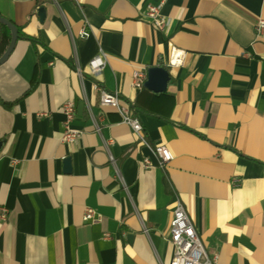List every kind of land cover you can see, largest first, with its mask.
I'll return each mask as SVG.
<instances>
[{"label": "crops", "instance_id": "crops-1", "mask_svg": "<svg viewBox=\"0 0 264 264\" xmlns=\"http://www.w3.org/2000/svg\"><path fill=\"white\" fill-rule=\"evenodd\" d=\"M162 1L0 0L19 36L0 65V264H169L178 203L216 264H264V35L254 31L264 0H165L167 34L144 16ZM175 51L179 67L169 65ZM98 57L103 69L91 75ZM150 67L168 72L165 91L133 86ZM95 85L170 151L164 169L98 105ZM66 102L83 132L71 145ZM85 209L101 221H84Z\"/></svg>", "mask_w": 264, "mask_h": 264}, {"label": "built area", "instance_id": "built-area-1", "mask_svg": "<svg viewBox=\"0 0 264 264\" xmlns=\"http://www.w3.org/2000/svg\"><path fill=\"white\" fill-rule=\"evenodd\" d=\"M165 0H163L159 5L153 6L149 5L145 11V18L149 21L152 27L164 34H167L170 26L169 19L165 18L161 14V8ZM255 34L257 36L264 35V19H260L254 27ZM90 36L89 31L86 27H83L78 33V38L83 40ZM184 59V53L181 51H175L172 54L169 65L171 67H179L182 65ZM104 66V59L98 57L89 63L91 75H97L102 71ZM133 86L135 88H141L146 80V71L137 70L132 75ZM95 91L98 94V105L103 108L114 109L121 118V122L128 125L135 137V141L138 145L146 146L150 149L152 154L158 159V166L164 169L167 164L173 160V155L170 151L163 146L152 147L147 141L143 127L138 119L131 117L130 109L120 103L119 96L116 92H108L104 90L101 86L95 85ZM62 115H63V132H62V142L71 145L76 143L83 135L81 130L73 129L71 124L75 116V106L72 102H66L62 105ZM91 115V114H90ZM91 120L94 123L95 131L99 132V127L97 126L96 120L91 115ZM109 142L105 144L107 147ZM109 161L113 164L115 168V174L120 179L118 169L115 162L111 156H109ZM142 166L146 169L151 167V163L148 159L142 161ZM7 219V211L5 208H0V221L4 222ZM83 219L86 222L95 224L101 221V217L97 215L92 209H85ZM169 238L173 246V256L169 264H216L218 260L217 255H209L193 225L189 221L187 213L183 206L178 203L176 208L172 213V217L169 223ZM104 240H109L110 235L104 234Z\"/></svg>", "mask_w": 264, "mask_h": 264}, {"label": "water", "instance_id": "water-1", "mask_svg": "<svg viewBox=\"0 0 264 264\" xmlns=\"http://www.w3.org/2000/svg\"><path fill=\"white\" fill-rule=\"evenodd\" d=\"M44 15H45L44 8L42 7L39 8L38 9L39 19L43 20ZM0 25L6 27L10 33V42L8 44V47L5 50V52L0 56V65H2L7 61L10 54L13 52L16 42L19 39V36L16 26L13 25L8 20H6L5 18H3L1 15H0ZM168 81H169V74L164 68L150 67L146 71V80L143 84V87L152 92L160 93L165 91ZM64 164L66 169L69 170L70 159L69 158L64 159ZM129 239H131L130 236Z\"/></svg>", "mask_w": 264, "mask_h": 264}, {"label": "trees", "instance_id": "trees-1", "mask_svg": "<svg viewBox=\"0 0 264 264\" xmlns=\"http://www.w3.org/2000/svg\"><path fill=\"white\" fill-rule=\"evenodd\" d=\"M0 42H5L6 44L10 42V33L3 25H0Z\"/></svg>", "mask_w": 264, "mask_h": 264}]
</instances>
